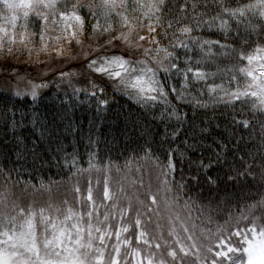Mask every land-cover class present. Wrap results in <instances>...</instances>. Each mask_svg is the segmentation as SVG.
I'll list each match as a JSON object with an SVG mask.
<instances>
[{
	"label": "snow or ice",
	"instance_id": "snow-or-ice-1",
	"mask_svg": "<svg viewBox=\"0 0 264 264\" xmlns=\"http://www.w3.org/2000/svg\"><path fill=\"white\" fill-rule=\"evenodd\" d=\"M84 9L96 20L95 24L88 26L86 17L80 14ZM129 9L139 15H131ZM21 16L24 23L19 43L24 46L35 43L32 39L35 37L46 49V32L50 25L58 24L64 25V32L72 29L70 39H75L78 33L86 35V28L96 35L97 43L106 35L111 38L95 50L99 55L86 58L84 71L96 77H89L88 88L74 86L73 78L77 73L58 70L57 88L66 82L72 88V97L83 93L88 98L79 101L93 111L87 121V131L73 119L70 108L76 106L75 101L68 105L62 100L59 107L54 104L52 110L43 115H36L35 108L33 115L27 114L28 97L35 104L42 90L49 88L45 82L47 73L30 78L27 91L19 87L18 79L15 92L9 84V94H0V176L7 185L15 173L14 186L19 185L22 192L30 191L33 196L48 194L43 203L33 199L24 206L18 198L10 199L7 187L0 191V264H264V224H257L258 219H264V120L260 121L255 151H245L243 156L238 155V151L243 150L244 136L237 138V131L240 128L254 131L249 120H237L233 115L224 131H216L222 125L213 123L212 119L196 123L197 116H209V110L214 112L219 105L234 109L237 102L250 105L254 118L257 112L264 114V44H257L251 53H238L228 43L195 35L206 27L209 31H218L227 40L232 36L233 26L237 34L242 26L244 43L249 44L252 35L264 36V0H238L235 6L232 0H100L98 5L81 0H0V17L13 29ZM101 16L103 24L99 20ZM114 18L129 32L115 36L109 23ZM133 21L139 25V30L133 27ZM0 32L8 37L10 45L17 43L15 33L9 34L4 27H0ZM133 32H136L134 37ZM64 38L69 39V36ZM3 39L0 37V42ZM162 40H168V45L161 46ZM120 46L119 54L111 52L112 48ZM194 48L201 54L195 61V70L181 65L178 51L184 50L187 64ZM216 57L238 58L241 63L247 61V65L234 66L236 71L229 69L226 82L206 83V93L197 89L193 94L189 87L193 81L206 82L218 74L205 73L198 67L207 61L215 62ZM172 75L180 77L178 84L167 82ZM51 78L55 79V73ZM32 79H39L40 83H32ZM13 95L17 99L13 100ZM64 95L68 93L65 91ZM124 97L143 110L142 116L133 119L130 111L118 114L123 116L125 128L120 135L113 134L108 140L100 125L108 120L113 105ZM184 105L191 106L195 115L184 112ZM26 132H31L35 139L30 140ZM137 132L143 144L133 139ZM85 135L90 149L86 167L78 153H68L60 145L61 138L71 136L79 142ZM45 142L49 148L56 144L58 164L62 169L67 167L73 178L64 185L65 198L59 203L54 200L52 189L61 187V182H40L37 187L21 179L29 160L33 168L37 162L43 163L42 152L48 151ZM229 144L235 147L229 148ZM103 150L106 151L102 156ZM112 152L119 156L130 152L131 156H124L125 164L119 165L113 163ZM140 153L149 160L154 158L156 192L152 191L151 170L137 168L135 172L139 175L135 178L131 175L133 170L129 165ZM228 155L232 156V162L228 161ZM7 162L12 163L11 169L7 168ZM224 167L227 171L223 172V177L212 176L214 168L223 170ZM113 171L116 178L111 175ZM93 174H96L95 179ZM82 178L84 185H81ZM125 182L133 189L143 188L150 203L140 199L138 190L129 195L123 186ZM221 184L255 187L261 198L247 206L246 214L238 218L230 216L221 225L211 208L213 193L220 199ZM204 185H207V195L203 191L198 195L208 199V205L194 219L191 216L193 198L188 196L183 200L182 197L194 188L203 189ZM224 200H228L226 189ZM256 210L262 213L261 217H256ZM232 220L237 221V227L240 221L247 220L253 225L252 235L259 231L260 241L253 244L245 233L233 232L229 227ZM233 237H239L244 244L234 245Z\"/></svg>",
	"mask_w": 264,
	"mask_h": 264
},
{
	"label": "trees",
	"instance_id": "trees-1",
	"mask_svg": "<svg viewBox=\"0 0 264 264\" xmlns=\"http://www.w3.org/2000/svg\"><path fill=\"white\" fill-rule=\"evenodd\" d=\"M83 3H89L94 2L95 4H99L100 0H81ZM238 2V0H232L233 6H235V3ZM242 2H247V0H242ZM120 11V10H119ZM129 13L133 16L139 15V13H132L131 9H129ZM82 16H85L87 19L88 26H91L96 23V20L92 18V16L88 15V10L84 9L81 13ZM100 23H104V18L101 16L99 18ZM22 25L24 23L22 19ZM109 23L112 24V27L114 29V35L120 36L122 33H128L129 29L124 28L120 26L118 18H114L113 20L109 21ZM34 24V19H33ZM133 27H135L137 30H139V25L133 21ZM31 27L29 28V31H31ZM86 35L79 34L78 37L80 40V43L77 44V50L74 52V56L67 57L66 64H64V61H56L53 63H38L40 67V71H35L36 76L42 74L44 70L54 71L52 73H56L55 67L58 69H63L64 71H71L73 73H77V76L73 78V84L77 88H88V79L89 77L91 79H95V75H91L84 71L83 65L86 63V58H94L96 55H99L100 53L95 51L97 48L100 47V44H103L106 39H110L111 36L106 35L105 37L100 38L99 43H97V37L92 32L88 31V29H85ZM141 35H147V32H140ZM136 35V32L132 33V36L134 37ZM195 35L203 36L205 39L210 40H220L221 43H228L233 48L237 49V52H248L251 53L252 49L257 46V44H264V36L257 37L256 35H252L249 38V44L244 43L245 33L243 30V27L241 26L239 34H237L235 30V26H233V32L232 36L225 40L222 37V34L218 31H209L206 27L198 30ZM34 40H36L35 37H33ZM157 39H160L158 36ZM116 43L119 45L120 42L116 41ZM169 43L168 40H162L161 46H167ZM145 47H152L151 45L145 44ZM120 47H114L111 49V52L119 54L121 52ZM178 51L181 53L180 63L183 67L192 66L194 70L197 68L195 65V61L200 58L201 54L197 49H193L192 52L189 53V56H191V61L189 63H185L186 57L184 56V50L178 49ZM213 51H218V49H213ZM10 57L7 58V60ZM6 63L11 64L12 67H19V71L23 69H27L28 67H24L19 64H15L13 62L7 61ZM58 63V64H57ZM247 65V61H243L242 63L238 60V58L234 57H216L215 62L207 61L202 64H200L199 70L203 71L205 73H218L215 77L208 79L206 82L204 81H193L190 84V90L193 92V94H196L197 89H201L205 91L206 93V83L210 84L213 83V81L216 84H220L222 82H226L227 75L229 69L232 71H236L234 66L243 67ZM154 67V65H152ZM59 72V71H58ZM82 73V74H81ZM60 74V72L58 73ZM238 78L239 73L236 72ZM189 77L191 79V73H189ZM48 79V78H46ZM45 79V81H47ZM48 82V81H47ZM169 84H178L180 82V77L177 75H172L168 78L167 81ZM241 82L243 83V79H241ZM67 92L68 95L65 96L64 92ZM72 88L68 87L65 83L62 84L59 88H57L55 85H50L49 88L45 89L42 92L41 98L33 104L31 102V99L28 98V105H27V114L33 115V109H36V115H43L46 113H49L52 110L53 105L59 107L61 105V101H66L68 105H72L75 101V107H71L70 111L74 114L73 119L74 121H79L81 124L84 125L85 131H87V128L89 125L87 124V121L92 118L93 111L92 109H88L86 105H81L79 103L80 99L83 98L86 101L88 100L87 97L83 96V93H81L77 97H72ZM0 94H3L7 96L9 93L6 90L1 91ZM112 93L109 92V98H111ZM207 94H205L204 99L207 100ZM12 99L15 100L17 97L14 95L12 96ZM121 105H123V108H121ZM21 111L23 112L24 109L22 108ZM131 112L133 119L142 116L143 110L139 108L138 105L134 104L132 101L127 100L126 97L119 98V103L113 105V110L108 114V120L106 122H103L100 127L103 129L104 135L108 138V140H111L112 135H120L122 130L125 128V121L123 119L122 115H118L120 113H127ZM183 111L187 112L190 116L195 115V113L192 111L191 106L184 105ZM223 113V115H221ZM235 116L237 120L246 119L249 120L251 124L254 125V131L253 129H244L240 128L237 131V138L239 136H244V143L241 146L242 151H238V155L243 156L245 151H255V145L254 142L257 144L259 143V137H260V121L264 120V114H261L259 112L255 113V118L253 114L250 112V105L244 104L241 105L239 102L236 103L235 108L232 107H225L224 105H219L215 108V111L209 110V116H197L196 117V123L199 125L200 120L204 119L207 121L208 119H212L213 123H220L222 125L221 129H217L216 131H224L226 128H228V125L231 124V116ZM155 130V129H154ZM229 132L231 129H228ZM36 135H39V129H36ZM128 131L131 132L132 129L129 126ZM251 132V136H249V133ZM25 135L29 137L30 140H34L35 137L32 136L31 132H26ZM67 135V133H65ZM96 137H94L95 139ZM126 139V138H125ZM134 140H137L138 143L143 144L144 140L143 138H139V133L137 132L133 136ZM157 141L159 140V137L156 138ZM149 141L151 142V137L149 138ZM60 145L63 149H66L68 153L76 152L80 157H82V165L87 166V160H88V152L90 151L88 147V141L85 136H82L79 142H77L75 137H68L67 139L61 138ZM134 146V145H133ZM153 149H156L157 145L156 143H153ZM45 149H48L46 153L42 152V155H44L43 163L37 162V165L35 168L31 167V160L27 162V165L22 170L21 173V179L27 180L28 183L35 184L37 187H39L40 182L48 183L49 181H58L61 182V187L56 188L53 187L52 189V195L54 200L59 203L61 200H63L64 193H65V187L64 185L69 184L72 181L71 173L68 171L67 167H64L63 169L59 166L57 160H56V144L53 143L51 148H49V145L47 142H45L44 145ZM175 147V145H174ZM235 146L233 144H229V148H234ZM123 150V149H122ZM106 150H103L101 152V155H104V152ZM219 151V149H217ZM157 155H160L161 160H163V156L159 151L156 153ZM119 156V153L112 152L111 157L113 158V163H118L119 165L125 164L124 156H131L130 152H125L124 156H119V159H116ZM13 159H15L13 157ZM227 159L229 162H232V156L228 155ZM146 161V162H145ZM63 161H61L62 163ZM147 163L149 169H152L155 173L154 168V158L152 160H149L148 158L144 157L143 153H140V157L133 159L129 165V167L133 170L131 173L132 177L135 178L138 176L137 173H135V169L143 167L142 163ZM105 163H107V159H105ZM13 167L11 162H7V168L11 169ZM19 168V166H17ZM186 167V166H182ZM127 170H122L121 176L125 174ZM227 171V167H224L223 170L220 168H214L212 171V176H221L223 177V172ZM135 173V174H134ZM111 175L116 178V173L113 171ZM136 175V176H135ZM94 179L96 178V174H93ZM135 176V177H134ZM12 180L8 181L7 185H5L4 177L0 176V185H3V187H7L11 193V197L14 195L16 199L24 200V206L29 205L33 199L39 200L41 203H43L48 198V194L44 193L43 196H33V193L30 191L22 192L19 185L14 186L15 181V173L12 174ZM156 177V176H155ZM102 179V176L100 177ZM176 180H180V175H176ZM153 183L156 186L157 189V183L155 180H153ZM85 184V180L81 179V185ZM124 188L126 192L131 195L133 191H139L140 193V199L145 200L146 203H149V200H146L143 195V188L133 189L129 186L127 182L124 183ZM221 195L220 199L217 200V194L213 193L211 199L213 200V204L211 208L213 209L212 214L214 215L216 221L220 223L221 225L225 224L226 220H229V217H240L242 213L246 214L248 211L247 206L252 205L256 203L257 199H260L261 197L258 195L257 190L255 187H241L239 184L236 186H232L231 184L224 185L221 184ZM226 189L228 194V200L225 202L224 200V190ZM207 185H204L203 189L197 187L194 188L191 192H189L187 195L183 196V200H187L188 196H191L193 198V204L191 208V216L195 219L200 216L201 211L204 209V206L208 205V199H204L202 196L198 195L202 191L204 192V195H207ZM163 193H161V196ZM70 199V196L68 197ZM159 199V197H158ZM218 205V207H217ZM162 206V205H161ZM256 217H261L262 213L259 210L255 211ZM196 223L199 224L200 221L196 219ZM237 221L232 220L230 222L229 227H231V230L233 232L239 231L241 233H245L247 236V239L251 237V231L250 229L253 227L251 223H248L247 220H242L239 222V226H236ZM257 224H264V219H258ZM153 227L150 225V228ZM214 227V225H212ZM42 231V229H41ZM259 233V231H257ZM227 235V233H226ZM233 244L235 245L237 242L240 244H244L243 240H241L239 237H233ZM246 247V245H244ZM240 253H237L239 255ZM246 258V257H245ZM131 259V258H130Z\"/></svg>",
	"mask_w": 264,
	"mask_h": 264
},
{
	"label": "rangeland",
	"instance_id": "rangeland-1",
	"mask_svg": "<svg viewBox=\"0 0 264 264\" xmlns=\"http://www.w3.org/2000/svg\"><path fill=\"white\" fill-rule=\"evenodd\" d=\"M120 9H117L119 11ZM5 15H8L5 13ZM22 16L21 18L17 21V27L15 29L12 28V26L7 23L3 17H0V27H4L7 29L9 34H16V40L17 43L14 45H10L8 41V37L4 36V33L0 32V37H4L3 41L0 42V90H6L8 91V85H11V88L13 92L16 91L17 89V83L18 79L20 80L19 87L25 91L28 89L26 88V85H28L30 78L37 77L35 74V71H40L38 63H53L56 61H61L63 62L66 60L67 57H72L74 56V52L77 50V40L79 39L77 34V37L75 39H70V33L72 29H68L67 32H64V25L63 24H58V25H50L47 32H46V41L45 43L47 44V48L43 49L41 47V44L38 40H33L35 43H29L27 46L21 45L19 43V33L23 31V28L21 27L22 25ZM65 36H69V39H65ZM56 37H60L59 40L56 39ZM11 48V51H8V49ZM1 51H4L1 52ZM7 52V53H5ZM7 56H10V58L7 60ZM6 60V61H5ZM7 61L13 62L15 64L22 65L24 67H28L27 69H23L22 71L18 70L20 69L19 67H12L11 64L6 63ZM67 61H64V64H66ZM58 64V63H57ZM56 73H55V79H52V72L54 71H49V70H44V72L40 75H43L47 73L48 79H46L48 84L50 85H57L59 83V77L60 74H58V68L55 67ZM18 74V77H17ZM13 76L17 77L11 80H8L7 77ZM32 83H40L39 79H32ZM67 85V83L65 82ZM62 84H60L61 86ZM57 87V86H56ZM45 89L42 90V92ZM31 99V97H28ZM146 162V161H145ZM142 163L143 164V169L145 170H151L152 173V191L156 192V186L153 183V180L158 185V181H156L155 176L156 173L152 170L149 169L147 163ZM135 172V171H134ZM136 173V172H135ZM134 173V174H135ZM139 175V173H137ZM133 175V174H132ZM136 176V175H135ZM134 176V177H135ZM148 176H145V182H147ZM4 189L2 186H0V191H3ZM143 195H144V189H143ZM144 198L147 200V198L144 195ZM150 203V201H149ZM251 243L257 244L260 241V236L259 233L257 232L256 235H252L248 239ZM247 246V245H246Z\"/></svg>",
	"mask_w": 264,
	"mask_h": 264
}]
</instances>
